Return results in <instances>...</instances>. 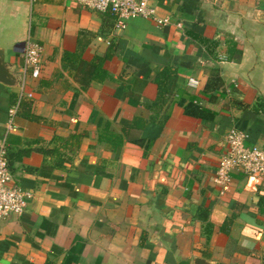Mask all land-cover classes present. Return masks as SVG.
Returning a JSON list of instances; mask_svg holds the SVG:
<instances>
[{
    "label": "crops",
    "instance_id": "0c3cea01",
    "mask_svg": "<svg viewBox=\"0 0 264 264\" xmlns=\"http://www.w3.org/2000/svg\"><path fill=\"white\" fill-rule=\"evenodd\" d=\"M147 1L166 22L0 0L10 69L27 37L42 46L5 134L31 196L0 218V264H264V177L212 181L229 126L264 149V0ZM17 92L0 81V136Z\"/></svg>",
    "mask_w": 264,
    "mask_h": 264
},
{
    "label": "built area",
    "instance_id": "2783aa9c",
    "mask_svg": "<svg viewBox=\"0 0 264 264\" xmlns=\"http://www.w3.org/2000/svg\"><path fill=\"white\" fill-rule=\"evenodd\" d=\"M81 6L97 11H108L114 15V25L123 27L128 18L134 16L150 17L156 24L167 21L166 17L157 16L154 7L147 0H76ZM42 46L39 42L26 38L19 50L22 63L19 68L18 92L15 100L6 109L4 130L0 136V218L11 213H20L25 206L31 191L13 183L7 166L5 134L14 126V116L23 96L30 95L25 91L26 74L36 76L39 71L40 53ZM189 81L194 82L192 78ZM245 132L229 126L224 134V151L219 155L212 181L222 192L229 179L230 172L239 169L255 181L264 177V149L255 144H245Z\"/></svg>",
    "mask_w": 264,
    "mask_h": 264
},
{
    "label": "water",
    "instance_id": "95a60500",
    "mask_svg": "<svg viewBox=\"0 0 264 264\" xmlns=\"http://www.w3.org/2000/svg\"><path fill=\"white\" fill-rule=\"evenodd\" d=\"M19 76L15 74L9 67L8 63L3 58V52L0 48V81L9 84L17 85ZM190 258L180 259L177 264H188ZM192 261L197 264H205V260L199 257H193Z\"/></svg>",
    "mask_w": 264,
    "mask_h": 264
},
{
    "label": "trees",
    "instance_id": "16d2710c",
    "mask_svg": "<svg viewBox=\"0 0 264 264\" xmlns=\"http://www.w3.org/2000/svg\"><path fill=\"white\" fill-rule=\"evenodd\" d=\"M157 74H159L158 77L156 78L158 92H161V90L164 88L163 87V84L166 81L165 78H167L168 74H170V71L168 70L167 67H164ZM163 78H164V81L162 80ZM68 136L73 137V138H76L79 135L72 133V134H70ZM109 136H113L114 138L111 139ZM98 137H100L102 139L104 138L105 141H109L110 140L112 142V144L114 143V145L120 143L119 135H117L116 133L110 131L107 128V126H104L103 127V129L99 132ZM23 152H27V151L24 150ZM6 158H7V156H6ZM7 165H9L8 162H7Z\"/></svg>",
    "mask_w": 264,
    "mask_h": 264
}]
</instances>
